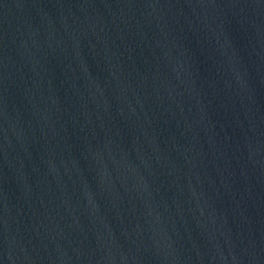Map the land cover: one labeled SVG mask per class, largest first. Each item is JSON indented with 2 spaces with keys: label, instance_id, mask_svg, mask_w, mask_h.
<instances>
[{
  "label": "water",
  "instance_id": "obj_1",
  "mask_svg": "<svg viewBox=\"0 0 264 264\" xmlns=\"http://www.w3.org/2000/svg\"><path fill=\"white\" fill-rule=\"evenodd\" d=\"M0 264H264V0H0Z\"/></svg>",
  "mask_w": 264,
  "mask_h": 264
}]
</instances>
